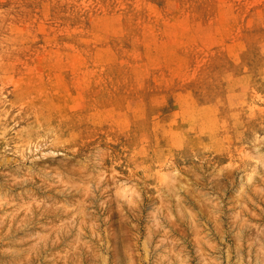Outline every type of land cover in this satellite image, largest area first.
<instances>
[{
  "label": "rangeland",
  "instance_id": "obj_1",
  "mask_svg": "<svg viewBox=\"0 0 264 264\" xmlns=\"http://www.w3.org/2000/svg\"><path fill=\"white\" fill-rule=\"evenodd\" d=\"M0 264H264V0H0Z\"/></svg>",
  "mask_w": 264,
  "mask_h": 264
},
{
  "label": "bare ground",
  "instance_id": "obj_2",
  "mask_svg": "<svg viewBox=\"0 0 264 264\" xmlns=\"http://www.w3.org/2000/svg\"><path fill=\"white\" fill-rule=\"evenodd\" d=\"M217 126V125H216ZM211 133V132H210Z\"/></svg>",
  "mask_w": 264,
  "mask_h": 264
}]
</instances>
